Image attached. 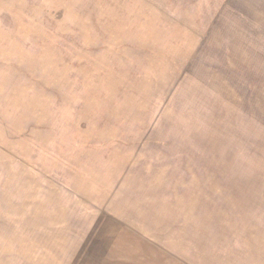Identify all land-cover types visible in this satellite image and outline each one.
Wrapping results in <instances>:
<instances>
[{"label":"rangeland","instance_id":"rangeland-1","mask_svg":"<svg viewBox=\"0 0 264 264\" xmlns=\"http://www.w3.org/2000/svg\"><path fill=\"white\" fill-rule=\"evenodd\" d=\"M0 264H264V0H0Z\"/></svg>","mask_w":264,"mask_h":264}]
</instances>
